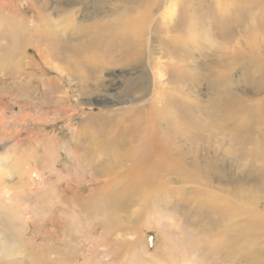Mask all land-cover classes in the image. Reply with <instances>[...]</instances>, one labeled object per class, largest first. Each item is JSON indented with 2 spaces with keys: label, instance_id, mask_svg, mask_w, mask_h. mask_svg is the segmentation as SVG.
Masks as SVG:
<instances>
[{
  "label": "rangeland",
  "instance_id": "rangeland-1",
  "mask_svg": "<svg viewBox=\"0 0 264 264\" xmlns=\"http://www.w3.org/2000/svg\"><path fill=\"white\" fill-rule=\"evenodd\" d=\"M37 1L42 5V0ZM246 2V0H164V17L155 16L149 28L151 47L157 52L155 56L158 57L155 61L164 63L159 70L157 69L161 74H165L164 83L158 84L154 90L152 85L155 82L151 80L152 85L147 97L141 100L143 103L156 93L157 98L164 97V101L174 99L181 102L182 99L191 102L196 99L195 104H192L197 109L187 111L201 118L197 119L199 123L197 122L194 130L196 136L202 132L203 134L216 132L212 143L214 142V146H222L218 153L214 151L210 155L205 154L206 158H215L209 187L216 193L220 188L236 192L233 185L224 184L218 177L219 167H225L227 173L237 177L239 183L235 184L238 187L237 191L240 192L236 202L239 209L243 208V212L229 222L231 228L226 232V238L218 231H212L210 226L212 223L206 213L203 214L201 209L198 211L196 206L192 209L188 205L189 201L180 198L181 194L187 195L190 185H184L186 189L182 188L183 190L176 192L177 194L173 193L170 199L167 198L176 206L178 203H185L186 206L180 207L181 209L176 207V210L172 206L165 208L163 201L153 205L151 197L148 211L151 213L157 211L156 217L153 219L151 217V220L164 228L166 234L163 237L158 230L159 225L156 228L146 226L142 228L138 221L135 222L137 214L141 218L144 200L142 201L140 197L139 201L127 202L137 193H135L137 186L130 180L118 177L113 184L107 186L104 183L105 177H100V186L97 185L95 197L92 196L90 191L95 188L94 185L79 175L85 169L89 172L90 169L101 171L110 165L108 163L112 161L109 150L111 147L108 144L114 141L113 138L117 134L124 132L132 120L130 112L123 114L116 112L129 110L131 108L129 106H133V102H130L132 95L142 96L140 91L130 90L127 86L130 77L136 73L128 67L110 68L96 76L89 73L92 85H102L95 93L82 91L76 84L80 81L76 76L79 77L81 74L77 65L74 61H65L71 55L70 52L66 51L64 60L57 57L58 54L54 55V52L51 53L53 55L48 54L42 48L54 64L62 66L67 72L61 73L41 58L37 52L35 36L32 44L16 50L24 61L19 71L7 63L3 64V70L0 69V156L6 160L10 157L9 154L17 151L19 164L31 168L34 178L32 181L24 182L13 174L15 172L9 166L0 167V171L10 169L3 176L6 179L0 180V218L3 216L2 218L6 219L4 224L0 223L2 237L0 248L4 242L9 249L15 251L5 252L6 254L0 258V264H264V256L260 257L261 252L264 253V242L259 241L253 224L255 207L257 208L259 203L264 204V186L261 174L258 175V159L250 160L246 154L242 166H237L232 164L236 157L234 152L224 158L226 149L229 147L232 149L235 145L232 134L237 132L236 129L208 124V131H205L200 122H206L207 115L205 112H198L200 108L207 106L213 112V118L217 114L216 119L220 118L221 94L229 93V108L234 101L241 104L237 106L245 113L244 118L240 120L244 127L241 133L244 149L255 150L256 143L261 138L259 131L264 129V125H260L258 119L259 115L264 113V35L261 33L254 35V32L258 21L259 24L264 23V1L257 7ZM28 3L25 0H0V15L8 12V7L7 10L4 9L6 7L4 4L11 8H16V5L20 7L21 16H26V9L29 15H33L34 12ZM64 5V1L61 3L57 0H48L45 11L51 15L50 19L53 22L51 25L55 27L54 29L62 30L65 27V18L68 16L62 15L63 18H60L58 15L61 13L57 11L63 9ZM244 5L253 7L248 10ZM189 14L193 15L188 16ZM183 18L186 20L193 18L194 26L190 32L194 37L185 40L184 53L176 57L175 54L173 57L161 54L159 48L166 50L170 47V36L180 35L181 25L175 22ZM71 29L73 28L70 27L61 33L64 40L69 36L70 39L65 43L62 40L63 45L68 47L75 43L72 39L75 29L74 31ZM186 35L188 31L182 37L185 39ZM254 36H259L257 49L260 50V54L257 57L251 55L255 45L252 40ZM3 43L7 44L4 41ZM40 44L45 47L47 42L41 40ZM32 58L36 65L26 66ZM218 62L222 64L218 65ZM171 67H177L184 78L177 82L165 81L172 75L168 72ZM142 69L143 67L139 66V70ZM131 72L133 74H130ZM62 88L66 90L68 101L58 102L57 96L61 98ZM129 92L132 95L128 96ZM89 103L93 105H88ZM181 111L175 110L172 115L179 116L183 112ZM83 112L90 114L85 115ZM230 112L233 113V110ZM165 125L167 126L164 122L163 126ZM185 148L184 146L183 149ZM76 152L80 154L83 167H86L84 170L76 168L78 159ZM55 157L58 166L55 164L51 169ZM222 157L225 160L224 165L220 163ZM0 160L5 163L1 158ZM204 163L205 161H202L200 166L203 167ZM68 184L69 187H66ZM78 187L80 189H77ZM168 187L165 184V188ZM120 190H124L122 197L127 200L124 206L116 208L114 206L116 202L110 198ZM177 198L179 201H176ZM95 202L100 203L99 207ZM57 208L62 210H56ZM159 209H163L162 212H159ZM252 209L254 210L251 213ZM14 211L22 213L26 218H17ZM104 234L107 235L106 240H103ZM131 234L134 238L130 237ZM166 237L170 239L168 249L163 243ZM192 239L199 241L196 244L194 242L196 240ZM262 239L264 240V237ZM230 240L235 241V246L226 245Z\"/></svg>",
  "mask_w": 264,
  "mask_h": 264
},
{
  "label": "bare ground",
  "instance_id": "bare-ground-1",
  "mask_svg": "<svg viewBox=\"0 0 264 264\" xmlns=\"http://www.w3.org/2000/svg\"><path fill=\"white\" fill-rule=\"evenodd\" d=\"M25 1L29 2L28 4L30 5L31 9L34 12L33 15H29L26 9L25 10L26 16H21L19 14V12H21L20 7H17L16 5V8H11L8 6V4L7 5L4 4L6 6V7L4 6L5 7L4 9L8 7L9 13L7 12V14L0 15V69L3 70L4 68L3 64L7 63L8 65L15 66L14 69H17L19 71L23 67L24 61H22V57L18 55L16 50L23 49L28 45L32 44V42L34 41V37L37 36L36 38L37 52L46 63L51 65L53 68L59 70L61 73L66 74L67 72L62 66L60 67L58 64H54L53 60L49 57V55H46L43 51L45 50L46 52H48V54L54 52V55L58 54L57 57H60L64 60L67 54L66 51L70 52L72 56L68 54L69 58L67 57V60L65 61L67 62L74 61V64L77 65V69L79 70L78 72H80L81 74L79 75V77L76 76V78L80 79V81L76 84L79 86L78 88L81 89L82 91L95 93L100 89V86L102 85V84L92 85L90 83L89 73L90 75L96 76L99 73L101 74L104 73L105 71H107V69L116 68V67L132 68L133 72L136 73V75H132L133 77H130L127 86L130 90L140 91L142 93V96L140 95L139 97H136L129 92L128 96H130V94L132 95V99L130 100V102H133V106H129L131 107L129 110H123V111L121 110L117 112L114 111V113L116 112V114L117 113L123 114L130 112V114L132 115V120L130 122V125H127L126 130L122 133L117 134L113 138L114 141L108 144V146L111 147L109 150H111L110 156L112 158V161L108 163L110 165H108L101 171L100 170L91 171L90 169L89 172L86 169L84 170V168L86 167H83L80 154L78 152H76L77 154H75L78 157L76 162L77 163L76 168L78 170L83 168L84 170V172H81L82 174H80L79 176H83V180L88 181L89 183L93 184L95 187L92 188L90 191L92 196L95 197L94 191L96 190L97 185H99V183L101 182L100 177H105L104 183L107 186L110 185V183L113 184L115 179H117L118 177H122L125 180H130L132 183H134V185L137 186V191H135V193L137 192L136 195H134V197H131L127 200L126 198L122 197L124 196V190H120L115 194H113L110 200L115 201L116 205L114 206L118 208L124 206L126 200L127 202L129 201L130 203L135 200L139 201L141 197L142 201L144 200L142 202L144 207L142 206V212H140L141 218L137 214L135 217L136 219L135 222L138 221L140 223L139 225L142 228L145 226L150 228L151 227L156 228L158 227L159 223L152 221L151 217L152 219L156 217L155 213L157 211L153 213L148 211V204L151 203V197L154 203L153 205H155L158 201H163V206L165 208L167 207L169 208L172 206L174 207V209L177 210V208L179 209L182 206L183 207L186 206L184 205L185 203L184 204L178 203V205L176 206V204L174 205V203H171V201H168V199L172 197L173 193L176 192L178 193L180 190H183L182 188H184L183 187L184 185L185 186L190 185L189 189H187L188 191L187 195L185 193L184 195L180 193L181 194L179 195L180 198L182 197L184 198L183 200L189 201L188 205L192 209H194V207L196 206L195 208H197L198 211H200L201 209L203 214L206 213V215L209 216V220L212 223L210 225L212 231H218L219 233H221V235H223L224 238H226V232H228L229 229L231 228L230 227L231 223L229 225V222L232 221L236 215L240 214L241 211L243 212V208L242 210L239 209L238 208L239 205L236 202V198L240 195V192L237 191L238 187L235 184H239V183L237 177L233 175H229L225 167L224 168L219 167L218 177L221 178V181L224 184L233 185L235 187L234 189L236 190V192L228 188H222V189L220 188V190L218 191L219 193L217 192L218 193L217 194L215 191H213V189L209 187L208 184L211 179L210 174L212 172L211 170L213 168L215 158L214 157L213 159L212 157L206 158L205 154L207 153L210 155L214 151H217L218 153L221 150L222 146L221 145L214 146L213 144L214 142L212 143V138L216 132H212V133L209 132L207 134H203L202 132L196 136L197 133L194 130L197 126V122H198L197 119L198 118L201 119V118L199 116L196 117V115L193 113L187 112L189 109L190 110L197 109L196 106H193V104H195L196 99L195 100L191 99L192 100L191 102L182 99L181 102L175 101L174 99L164 101L163 99L164 97L157 98L158 93H156L150 99L143 101V103L141 102L143 98L147 97V94L150 90L149 88H151L152 85L150 83L151 80L155 82V84L152 85L154 86V90L158 84L164 83L163 76H165V74H161L160 71H157V69L159 70V68L162 67L164 63L160 61H155L158 59V57L155 56L157 52L154 51L151 47L152 39H150V34H149L150 33L149 28L152 19L157 15L159 16L163 15L162 17H164L165 14L163 12L164 0H57L58 2L62 3L64 1L65 3L64 5L65 7L63 9L57 10L59 13H61V15L60 14L58 15L57 13L58 17L63 18L62 15L68 16L65 18L67 26L65 24V27L62 28V30L54 29L55 27L53 28L51 25V23H53L51 21L52 19L51 15L50 13H46L45 11L46 10L45 8L48 6V0H42V5L41 2L39 3L37 0H25ZM246 1H247L246 3L253 4L254 7H257L258 4L259 3L261 4V2L264 0H250V1L246 0ZM188 5H186V7H188ZM244 6L248 10L253 7L252 5H248V6L244 5ZM154 7L156 8L155 10ZM189 9L191 10L190 7ZM8 14L10 15L8 16ZM192 15L193 14H189L188 16H192ZM255 16L256 15H254V17ZM226 20H228V18ZM193 22H194L193 18H189L188 20H186L185 18H183L182 20L181 19L177 20L175 23L181 25L180 27L181 36L180 35L174 37L170 36L171 38L169 44L170 47L167 48L166 50H162L159 48V52H161V54H166L171 56L175 54L174 57L180 55L181 53H184L183 46L186 44L185 40L194 37L192 36L193 33L190 32L191 28L194 26ZM70 27L75 29V34L73 33L74 38H72L75 43H72L73 45L71 46L69 45L68 47L67 45H63L62 40L65 43L70 38L69 36H66L65 38L66 40L62 39L63 37H61L62 36L61 33L67 31V29ZM187 31H188V35H186V38L184 39L182 36L185 35ZM252 32L250 35H252ZM260 33L264 35V23L259 24L258 21L255 27L254 35ZM257 37L259 36L252 37V40L255 42V45L252 49L253 51L251 50V55H256V57L257 55L260 54V50L257 49L259 46V40ZM41 40L47 42L45 47H43L42 44H40ZM3 41L7 42V44H4ZM220 64H222V62L221 63L218 62V65ZM29 65L32 66L36 65L34 58L30 59L29 62L26 63V66ZM139 66H142L143 69L139 70ZM168 72L172 73V75H170V77L167 76L168 78H166L165 80L168 83L177 82L182 80V78H184L183 75L179 73L177 67H171ZM130 74L133 73L131 72ZM29 76L31 77L32 75L29 74ZM189 76L190 75H188V77ZM52 88L53 86L51 85L50 89ZM182 91L183 90H181V92ZM61 92H62V96L61 98L57 96L58 97L57 101L58 102L62 100L64 102L68 101L66 90L65 89L63 90L62 88ZM228 94H224V93L221 94L220 100L222 101V104H221V111L219 114L221 117L220 118L218 117L219 119L218 118L216 119L218 114L216 117L213 118L214 116L213 112H211V109L207 106L202 107L198 110V112L200 113L205 112V114L207 115L206 122L204 121L200 122L201 127L204 128L205 131H208L207 128L208 124H211L213 126L219 124L221 127L224 128L234 127L237 131L232 134L234 135L233 137L235 140L234 143L235 145L232 146V149L230 147L229 149L228 148L226 149V153H224V158H226V156L229 157L228 155L229 154L231 155V153L234 152L236 157L234 158L235 162L233 161L234 163L232 162V164L233 165L235 164L237 166H242L246 154L249 155L250 160L258 159L259 162L258 175L261 174L262 182L264 186V129H261L259 131L261 138L258 141V143H256L255 150L252 151L250 149L249 151H247L246 149H244V144H243L244 139H242L243 134L241 135L242 131L244 130V127H243V123H241L240 120L244 118L245 113L243 110H241L240 106L239 107L237 106L240 104L239 102H238L239 104H237L234 101H232V105L229 108L230 103L228 100ZM88 105H93V104L89 103ZM234 107H236V109H234ZM230 109L233 110V113L231 112L229 113V111H231ZM175 110H182L183 112L181 111L182 114L179 116L177 115L174 116L172 114L173 111ZM111 113L113 114L112 111ZM82 114L87 115L90 113L83 112ZM71 116L73 115L71 114ZM259 116L260 118L258 117L257 118L260 121V125H264V113L260 114ZM202 120L205 119L202 118ZM164 122L167 124V126L166 125L163 126ZM2 133L3 132H1V134ZM184 146L186 147L185 149H183ZM9 155L10 157L7 158L6 160L0 156V158L5 162L3 163L0 160V167H3L4 165L6 167L9 166L10 169H13V171L15 172L13 174H15L18 178H20V180L23 179L24 182H29L34 180L32 174L33 170L30 171L31 168L19 164L20 163V161L18 160L19 153H17V151H14ZM5 156L7 155L5 154ZM57 157L54 158L52 163L53 165L51 164V169L52 166L54 167L55 164L57 165L56 163ZM224 158L221 159L222 161L220 163L223 164V162L225 161ZM202 161H205L203 167L200 166V163ZM128 162L129 164H127ZM54 169L55 168H53V171ZM224 169L226 173H224ZM7 170L0 171V180L5 178L3 176L6 175ZM27 176H29V178ZM11 177L13 178V176ZM165 184L169 186L167 189L165 188ZM66 187H69V184ZM77 189H80V187H78ZM102 189L103 188H101V190ZM189 190L191 191L189 192ZM150 194L152 196H150ZM108 196L109 194L107 195V197ZM107 199L109 198H106V200ZM147 199L148 201L146 202ZM176 201H179V199L177 198ZM99 204L97 205L98 207ZM2 205H4V203ZM107 205L106 208H108ZM92 207L96 208V206H92ZM255 209H256L255 223L253 221V224L255 230H257L259 241L263 243L264 240L262 238L264 237V204L259 203L257 208L255 207ZM56 210H62V209L57 208ZM162 210L159 209V212H162ZM253 210L254 209L250 210L251 213ZM63 211H64L63 213H65V210ZM14 213L19 219L26 218L20 212L14 211ZM192 214L193 213H191V215ZM1 218H0V223L4 224L6 219L5 217L2 219ZM139 218L140 220H138ZM158 230L159 232H161L160 233L161 237H163L166 234L164 228L160 227V225ZM209 231L212 233L210 229ZM240 231L242 232V230ZM106 236L107 235L105 234L104 236H102L105 237L103 238V240H106L107 238ZM130 237H133V234H131ZM168 239L169 238L167 237L163 239V243L166 244L167 249L168 246L170 248ZM192 240H196V239H192ZM198 241L199 240L197 239L194 242L197 244ZM230 244L231 246H235V241L230 240L226 242L227 246ZM5 252L15 253L14 249H9L8 246H6V243L3 242V245L0 248V258L4 256V254H6ZM106 253L110 254L108 251H106ZM263 256L264 253L261 252L260 257L263 258Z\"/></svg>",
  "mask_w": 264,
  "mask_h": 264
}]
</instances>
